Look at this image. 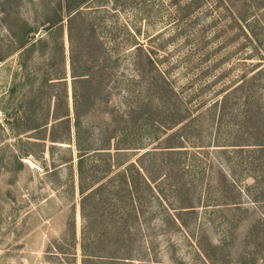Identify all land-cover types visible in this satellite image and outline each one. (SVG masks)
I'll list each match as a JSON object with an SVG mask.
<instances>
[{"label": "rangeland", "instance_id": "1", "mask_svg": "<svg viewBox=\"0 0 264 264\" xmlns=\"http://www.w3.org/2000/svg\"><path fill=\"white\" fill-rule=\"evenodd\" d=\"M81 242L264 264V0H0V264Z\"/></svg>", "mask_w": 264, "mask_h": 264}, {"label": "trees", "instance_id": "2", "mask_svg": "<svg viewBox=\"0 0 264 264\" xmlns=\"http://www.w3.org/2000/svg\"><path fill=\"white\" fill-rule=\"evenodd\" d=\"M123 180H124L123 185H128L129 181L125 179V176L123 177ZM88 244L81 242V253L83 255L82 256V262H83V264H85V262L87 260L91 261L92 258H94L97 255H103V256H106V257H111L112 256V255H110L108 253H99L100 251H97V250L96 251L89 250L88 249L89 247H87Z\"/></svg>", "mask_w": 264, "mask_h": 264}]
</instances>
